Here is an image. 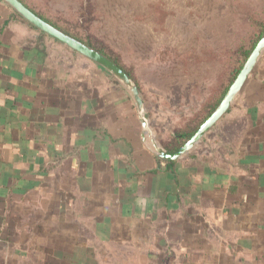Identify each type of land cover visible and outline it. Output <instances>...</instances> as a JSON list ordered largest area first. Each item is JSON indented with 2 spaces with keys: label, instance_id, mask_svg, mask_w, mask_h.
I'll list each match as a JSON object with an SVG mask.
<instances>
[{
  "label": "crops",
  "instance_id": "crops-1",
  "mask_svg": "<svg viewBox=\"0 0 264 264\" xmlns=\"http://www.w3.org/2000/svg\"><path fill=\"white\" fill-rule=\"evenodd\" d=\"M12 13L0 2V264H264V59L213 129L223 153L194 156L205 138L159 161L124 90Z\"/></svg>",
  "mask_w": 264,
  "mask_h": 264
},
{
  "label": "rangeland",
  "instance_id": "rangeland-1",
  "mask_svg": "<svg viewBox=\"0 0 264 264\" xmlns=\"http://www.w3.org/2000/svg\"><path fill=\"white\" fill-rule=\"evenodd\" d=\"M23 1L48 17L67 20H77L91 5L90 31L132 71L159 141L216 98L238 60L237 47L255 31L253 19L264 16V0ZM217 132L207 134L193 155L223 153L224 137Z\"/></svg>",
  "mask_w": 264,
  "mask_h": 264
},
{
  "label": "water",
  "instance_id": "water-1",
  "mask_svg": "<svg viewBox=\"0 0 264 264\" xmlns=\"http://www.w3.org/2000/svg\"><path fill=\"white\" fill-rule=\"evenodd\" d=\"M26 24L38 32L62 45L66 49L78 54L102 69L116 84H118L131 100L137 119L141 127V142L145 149L159 161L173 162L180 160L193 152L198 144L209 134L222 118L235 105L245 90L248 82L256 73L258 66L264 59V34L250 52L240 71L232 81L223 98L199 126L197 131L178 149L167 150L160 143L152 128L144 97L134 80L110 58L62 32L48 22L41 19L25 7L19 0H0Z\"/></svg>",
  "mask_w": 264,
  "mask_h": 264
},
{
  "label": "trees",
  "instance_id": "trees-1",
  "mask_svg": "<svg viewBox=\"0 0 264 264\" xmlns=\"http://www.w3.org/2000/svg\"><path fill=\"white\" fill-rule=\"evenodd\" d=\"M25 7L31 10L34 14L39 16L44 21L48 22L52 26L58 28L62 32L68 34L69 36L74 37L75 39L83 42L84 44L92 47L93 49L99 51L100 53L104 54L108 58H110L113 62H115L121 69H123L138 85L135 76L133 75L132 71L126 68L118 54H116L109 46H107L102 40L94 36L90 31V24L94 19V13L91 5H87L86 8H83L80 15H78L77 20H67L59 17H48L42 12L38 11L26 5L23 0H19ZM12 17L16 20L24 22L20 19L17 15L12 13ZM253 26L255 27V31L249 34V40L246 44L237 47L236 55L237 61L233 63L231 69L227 72L228 79L225 85L220 84L218 94L216 98H211L205 103L202 108L201 112L197 114L195 117H192L188 122L183 125V127L177 128L170 133L169 138L165 140H160L161 144L167 150H175L181 147L198 129V127L210 116L212 111L218 105V102L225 94L226 90L235 79L236 75L240 71L243 62L247 59L249 53L253 50L254 46L256 45L259 37L264 32V16L262 18H255ZM33 29V28H32ZM41 36H44L41 34Z\"/></svg>",
  "mask_w": 264,
  "mask_h": 264
}]
</instances>
